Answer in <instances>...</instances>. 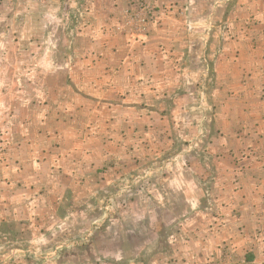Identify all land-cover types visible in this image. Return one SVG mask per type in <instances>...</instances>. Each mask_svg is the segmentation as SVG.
Returning <instances> with one entry per match:
<instances>
[{
    "label": "rangeland",
    "instance_id": "obj_1",
    "mask_svg": "<svg viewBox=\"0 0 264 264\" xmlns=\"http://www.w3.org/2000/svg\"><path fill=\"white\" fill-rule=\"evenodd\" d=\"M23 2L33 49L13 47L29 24L0 17V264H156L220 223L264 168V0H116L118 95L101 107L109 3ZM18 133L32 146L2 139Z\"/></svg>",
    "mask_w": 264,
    "mask_h": 264
},
{
    "label": "crops",
    "instance_id": "obj_2",
    "mask_svg": "<svg viewBox=\"0 0 264 264\" xmlns=\"http://www.w3.org/2000/svg\"><path fill=\"white\" fill-rule=\"evenodd\" d=\"M55 1L59 2L61 0ZM106 3H109L110 8L108 7L102 9L101 7H97L98 10L95 11V21L93 22V25H95L93 34H103V36L105 37L103 42L104 44H95V46H93V49H99V51H95V54H97L98 57H94V68H98L101 66L103 68H108V70L103 71L102 75H95V79L93 80V87L95 92L93 96L99 101L97 107L98 105L101 107V105L103 104V99H112V97L106 99V93L113 95V97H116L118 95V92L116 90L117 87H114L115 81L112 80V78L114 77L112 75V72L113 70L116 71L112 63V60H114L115 58L111 56L113 54L116 58L118 57V49L115 45L117 43V36L112 34H116V32L109 29V26H112V18H115V11L117 10L116 0H106ZM17 4L18 0H0V17L2 16L5 18H9V20L17 24V30H13L12 32L14 35H16V32H18L17 34L19 35H23L20 33V28H25L29 24L27 20L32 18V10L28 11L25 9L24 11H22L25 5L24 2L23 4H20L18 6ZM102 12H104L106 16L105 22H99V16H101ZM114 12L115 14H113ZM21 19L26 20L27 23H22L23 21ZM29 27H31V31L29 32L30 37L22 39L19 36V42L13 41V47H15V49L17 44H20L21 46L23 44L29 45L28 49H33V41H35V37H32V35L36 34L37 29L36 25H33L32 22L31 24H29ZM103 31H106V33H103ZM154 31L156 34L160 36L164 35V38H166L165 30L163 28H160V26H157V30ZM80 34L86 35V32L83 31ZM15 38L16 36H14V39ZM97 40L98 38L94 39V42ZM90 43L92 44L93 42ZM161 44H163V42L158 43V45ZM82 50H84V48ZM136 61L137 60L132 57L131 61L127 60V63L135 64ZM5 64L6 63H4V65ZM138 65L142 66V63L140 62L138 63ZM133 76L134 74H131V79H134L136 76L137 80L143 79V77L138 75H135L134 77ZM150 76L151 75L149 74V78ZM154 80L155 78H153L151 81ZM102 82H104L103 86L105 87H107L106 84H108V87H110L108 91L105 92L101 89ZM97 84L99 86H97ZM109 106H111V104H109ZM128 109L129 108H126L127 111ZM129 110L136 111L132 107ZM112 111H114V108H111V114ZM113 118H116V116H114ZM13 126L15 127L13 131H18L19 129H21L20 125ZM16 136L17 137L13 139H9L4 136L2 139L5 143L6 141L11 140L18 141L17 143L14 141L11 142V145L14 146H32L31 144H28L29 142H31V138L20 139V133H18ZM25 141L27 143H25ZM222 143L224 144L225 142ZM254 159L263 161L264 158H258L256 156ZM247 176H249V178H252L253 181L249 183L244 182L238 189L233 191V194L235 195L237 200L235 204L233 203L230 206H228L229 204H226L228 208L226 209V214L223 216V219L220 223L213 224L212 226L207 225L206 234L204 235H190L189 239L185 241L186 248L175 251L174 254H170L168 258L166 256H163V258L159 262L157 261L156 264H217L215 262L217 260L216 258L222 257L223 252L229 250L237 252L245 260H247V257L248 261L251 260L250 264H264V168L256 170V172L253 174L248 173ZM16 178H23L22 173H15V175L12 176L13 184L18 185L20 183V180L19 183L15 182ZM21 192L22 190L20 191V194ZM14 194L18 195V191H14ZM14 194L12 195L13 197H15ZM177 241H181L180 238L177 239Z\"/></svg>",
    "mask_w": 264,
    "mask_h": 264
}]
</instances>
